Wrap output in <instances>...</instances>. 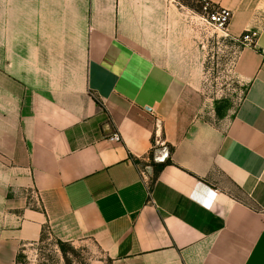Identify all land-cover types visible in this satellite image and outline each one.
Returning <instances> with one entry per match:
<instances>
[{
	"label": "crops",
	"instance_id": "obj_1",
	"mask_svg": "<svg viewBox=\"0 0 264 264\" xmlns=\"http://www.w3.org/2000/svg\"><path fill=\"white\" fill-rule=\"evenodd\" d=\"M208 1L257 33L224 126L197 114L182 4L0 0V248L47 227L89 264H264V0Z\"/></svg>",
	"mask_w": 264,
	"mask_h": 264
},
{
	"label": "rangeland",
	"instance_id": "obj_2",
	"mask_svg": "<svg viewBox=\"0 0 264 264\" xmlns=\"http://www.w3.org/2000/svg\"><path fill=\"white\" fill-rule=\"evenodd\" d=\"M182 4L192 26V41L197 47V58L201 83V98L198 116L217 126H224L239 104L248 84L234 69L240 48L239 38L213 29L202 16L215 5L208 0H172ZM194 49V48H193ZM98 249L91 241H64L45 231L42 239L25 243L11 254L8 248H0V264H89L97 256Z\"/></svg>",
	"mask_w": 264,
	"mask_h": 264
},
{
	"label": "built area",
	"instance_id": "obj_3",
	"mask_svg": "<svg viewBox=\"0 0 264 264\" xmlns=\"http://www.w3.org/2000/svg\"><path fill=\"white\" fill-rule=\"evenodd\" d=\"M209 1H206L208 4ZM210 4V3H209ZM208 25H210L213 29L223 31L226 33L227 26L229 24L231 18V11L225 7L214 6L213 9L206 11V14L202 16ZM256 31H247L240 35V41L244 45H251L256 37ZM239 38V37H238ZM112 139L120 140V136L117 133H114L110 136ZM162 146L158 155H154L153 159L156 162H164L166 161L169 151L164 145L163 140L157 138L155 140V146Z\"/></svg>",
	"mask_w": 264,
	"mask_h": 264
},
{
	"label": "trees",
	"instance_id": "obj_4",
	"mask_svg": "<svg viewBox=\"0 0 264 264\" xmlns=\"http://www.w3.org/2000/svg\"><path fill=\"white\" fill-rule=\"evenodd\" d=\"M166 162L167 161L159 162V163H152V164H153V166L155 167L156 170H160L166 164ZM45 231H47V227L43 228L40 239L43 238V235L45 234ZM57 241H58L59 244H63V242H64V241H61L59 239H57Z\"/></svg>",
	"mask_w": 264,
	"mask_h": 264
}]
</instances>
